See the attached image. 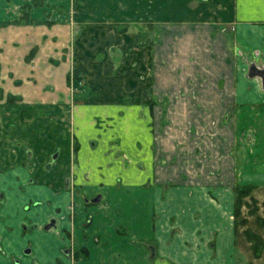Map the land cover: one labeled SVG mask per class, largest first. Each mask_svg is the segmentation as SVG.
Instances as JSON below:
<instances>
[{"label": "crops", "instance_id": "0c3cea01", "mask_svg": "<svg viewBox=\"0 0 264 264\" xmlns=\"http://www.w3.org/2000/svg\"><path fill=\"white\" fill-rule=\"evenodd\" d=\"M81 12L102 28L76 37ZM237 59L264 64V0H0L1 76L22 81L0 101V264H264L235 243L229 183L174 178L143 125L190 89L172 72L212 77L179 108L263 110ZM77 64L87 93L71 95Z\"/></svg>", "mask_w": 264, "mask_h": 264}, {"label": "rangeland", "instance_id": "374dc122", "mask_svg": "<svg viewBox=\"0 0 264 264\" xmlns=\"http://www.w3.org/2000/svg\"><path fill=\"white\" fill-rule=\"evenodd\" d=\"M99 19V13L85 14L81 12L79 15L77 13L74 28L76 37L81 32L83 35L84 29L87 27L89 29V24ZM127 23L129 24L128 30L134 31L135 25L132 22ZM90 27L92 30L102 28L100 21L97 24H91ZM178 35L180 36L178 28L167 26V28H163L161 37L168 40L177 38ZM251 64L256 65V62L245 63L237 59L236 73L246 75L253 82L252 84L261 86L257 76L250 77L248 75ZM185 74L189 75L190 89L184 94L173 92L171 97L168 96L171 98L170 108L167 107L169 99L159 97L164 105L161 107L162 103L158 102L151 110L152 117L146 118L143 123L146 131L155 133L160 139L154 143L164 146L167 150V159L161 157L164 152L163 147L152 146L151 151L154 153L155 150L160 149V155L155 152L156 155L161 157L162 163L171 166L174 178L177 180L212 182L213 184L229 183L228 188L231 189L233 195V207L235 203L233 188L237 185H252L254 188L249 192L251 197L247 196L241 199L244 205L241 207L240 216L235 219V243L241 246L246 244V238L243 235L246 228L260 234L264 241V182L256 185L250 179V176H264L258 172L259 170L264 171V119H262L264 118V109L216 110L199 107L198 103H196L198 107L179 108L178 103L181 96L187 95L190 99L198 100L199 97L205 96L202 92L200 93L202 85H212L211 72H172V82L180 84ZM7 75L11 76L3 79L0 72V101L18 102L22 98L15 97L17 95L12 96L9 91H6L8 89L6 86L9 84L8 82H11V85L20 86L22 81L15 78L12 72H7ZM84 78L85 76L79 82V85L82 86L80 92L87 93L83 90L85 87ZM69 83L71 85L70 94H77L79 90L76 92L72 74ZM222 85L223 79L220 82V86ZM251 119L252 123H250ZM122 159H124V164H132V158L124 156ZM144 162L147 161L141 160L140 163L143 167ZM263 248L260 255L263 253L264 256ZM252 256L254 257L253 253L250 254L251 259ZM239 259L241 261L242 258H237V260Z\"/></svg>", "mask_w": 264, "mask_h": 264}, {"label": "trees", "instance_id": "16d2710c", "mask_svg": "<svg viewBox=\"0 0 264 264\" xmlns=\"http://www.w3.org/2000/svg\"><path fill=\"white\" fill-rule=\"evenodd\" d=\"M86 70L81 64H77V66L73 69L72 76H73V85L77 91L82 89V86L79 85V82L82 81L83 76H85ZM68 76V80H69ZM85 90V87H83ZM254 188L252 185H237L233 188L235 192V203L233 208V218L234 224L235 219L240 216L241 207L244 205L241 201L243 197H251L250 190ZM236 230V228H235ZM243 235L246 238V241L249 243L251 251L254 257H258L262 251L263 243L262 236L256 232H253L251 229L246 228L243 231Z\"/></svg>", "mask_w": 264, "mask_h": 264}, {"label": "water", "instance_id": "95a60500", "mask_svg": "<svg viewBox=\"0 0 264 264\" xmlns=\"http://www.w3.org/2000/svg\"><path fill=\"white\" fill-rule=\"evenodd\" d=\"M250 77L257 76L260 80L261 87L264 90V64L261 66H256L255 64H251L249 66V74ZM95 200H98L96 198Z\"/></svg>", "mask_w": 264, "mask_h": 264}, {"label": "flooded vegetation", "instance_id": "af4514ba", "mask_svg": "<svg viewBox=\"0 0 264 264\" xmlns=\"http://www.w3.org/2000/svg\"><path fill=\"white\" fill-rule=\"evenodd\" d=\"M96 199V198H95ZM51 226V223H48L44 226L45 229L49 228Z\"/></svg>", "mask_w": 264, "mask_h": 264}]
</instances>
